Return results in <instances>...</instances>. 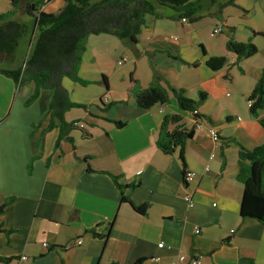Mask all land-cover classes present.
<instances>
[{"label":"crops","instance_id":"crops-1","mask_svg":"<svg viewBox=\"0 0 264 264\" xmlns=\"http://www.w3.org/2000/svg\"><path fill=\"white\" fill-rule=\"evenodd\" d=\"M1 1L0 14L11 7L10 0ZM237 3L248 13L231 6L220 18L206 8L200 20L187 23L175 19L174 11L162 10L163 19L147 16L139 54L123 42L130 50L118 65L130 60L126 70L111 71L108 54L94 52L93 63L87 61L92 67L83 70L82 62L79 73L92 81L105 75L109 90L92 84L98 89L88 104L74 99L77 88L63 81L73 102L89 105L88 110L66 112V120L79 121L91 136L76 130L74 143L64 141L59 151L58 129L46 133L43 151L38 145L49 124L45 116L53 91L42 89L26 105L35 84L19 86L0 73V206L14 197L0 216V225L12 230L9 236L0 233V257L12 261L0 264H172L180 255L197 257L200 264H264V225L242 219L245 184L238 179L239 145L251 150L264 144V110L253 116L248 103L264 68V36L251 32L264 33V0ZM64 5L49 0L43 11L57 13ZM220 25L223 32L213 36ZM231 35L238 42L251 40L258 52L237 62L226 47ZM218 56H226L228 64L213 71L206 62ZM154 67L187 98L197 101L201 93L207 95L198 109L205 117L203 128H194V113L182 111L174 97L151 109L138 107L132 78L148 88ZM173 114L182 116L187 129H195L185 145V164L179 150L168 155L157 146L163 119ZM209 127L218 132L219 143ZM261 169L253 165L254 174ZM185 170L196 174L189 184H184ZM112 175L130 186L124 190L128 201L122 200ZM256 187L252 178L250 188ZM133 205H148L147 213H138Z\"/></svg>","mask_w":264,"mask_h":264},{"label":"trees","instance_id":"trees-1","mask_svg":"<svg viewBox=\"0 0 264 264\" xmlns=\"http://www.w3.org/2000/svg\"><path fill=\"white\" fill-rule=\"evenodd\" d=\"M48 1L10 0L9 11L0 14V64L13 65L18 58L23 57L22 65L13 69L0 68V73L12 77L20 85L30 82L35 84V91L26 101V105L32 104L39 97L42 89L53 91L45 116L49 124L38 141L41 151H43L46 133L53 129L59 130L55 151L61 149L64 141L73 144L72 133L76 130L82 131L86 137L91 136L84 128L77 126L79 121L66 120V112L74 108L88 110L89 105L73 102L69 91L63 85L65 78L83 87L102 83L106 85L108 92V79L105 75L99 81L87 80L79 75V68L90 36L105 34L117 37L138 55L139 35L146 26L147 16L163 19L165 18L162 13L164 8L177 13L175 19L188 18L192 22L200 20L206 8L208 13L220 18L224 10L231 6L241 9L244 14L248 13V10L241 7L237 0H66L64 7L57 13H45L43 7ZM230 30L233 32L235 29L231 27ZM251 32L253 35L264 36V33H258L252 29ZM226 47L229 52L236 54L237 62L248 59L258 52V48L251 40L238 42L233 35L230 36ZM227 64L226 56L211 57L206 62L213 71H218ZM132 80L136 103L142 109L168 104L174 97L182 111L194 113L207 98L205 93H201L197 101L187 98L183 90L170 85L155 67L153 80L148 88L142 89L138 81L133 78ZM248 101L252 102L250 111L253 116H257L260 110H264V68ZM100 104L102 105L103 101H100ZM195 117L205 118L200 113ZM182 119L179 114L164 117L157 146L168 155L179 150L180 159L185 164V145L193 137L195 129H187L183 126ZM261 122L264 125V121ZM116 124L119 127L124 125L122 122H116ZM40 155L41 152L30 162L29 172L32 171L33 161ZM238 156L240 164L238 179L245 184L240 215L243 220L251 218L264 225V144L251 150L239 145ZM84 161L88 164L89 158H85ZM49 163L50 159L47 162L48 166ZM255 164L262 165V169L254 174L253 165ZM112 178L122 192V200L128 201L124 190L130 186L121 185L116 176L112 175ZM252 178H255L257 184L255 189L250 188ZM13 201L14 197H10L0 206V216ZM133 208L145 215L148 205H133ZM111 227L112 224H109L107 236ZM0 233L9 236L12 230H6L0 225ZM10 261L12 258L0 257L2 263ZM247 264H255V262L248 260Z\"/></svg>","mask_w":264,"mask_h":264},{"label":"rangeland","instance_id":"rangeland-1","mask_svg":"<svg viewBox=\"0 0 264 264\" xmlns=\"http://www.w3.org/2000/svg\"><path fill=\"white\" fill-rule=\"evenodd\" d=\"M244 1L246 3L252 2V0H244ZM5 3L9 4V0H5ZM0 4L2 6V1L0 2ZM229 10H233V8H230ZM164 11L165 12H171L172 10L168 9V8H164ZM1 14H3V13H1ZM208 15L209 14H207V16ZM256 20L257 19H254V21H256ZM102 38H105V40H103ZM208 39H209V37L207 36L206 40H208ZM91 42H94V43H91ZM121 48H125L126 52H121L120 51ZM22 50H23V48H22ZM129 50L130 49L125 45V43H123V41L118 39L117 37H114L111 35H105V34L101 35V36H90L88 39L86 52L84 53L83 58H82V62H84V64H85V66L83 65V70L87 69V71H88V68L92 67L87 61H89L90 63H93V53L94 52H99V53H103V54L107 53L108 54L109 58L107 61V65H108V69H110L111 71L126 70L127 68L130 67V60H127L128 63L125 62V64L123 66H119L118 62L125 59V57L127 56V52L129 53ZM22 62H23V57H22V59L18 58V60L13 65H9V66L16 68V67L22 65L23 64ZM98 64L99 63H96V66ZM81 66H82V63L80 65V68H81ZM0 67H4V66H2V64H0ZM80 68H79V70H80ZM79 75H80V73H79ZM64 81L67 83V85H69V86L72 85L75 88H77V92L72 94L74 99H80V100L88 102V101H90L91 97L96 95L98 85H89V86L83 87V86H80V85L74 83L69 78H65ZM230 93L233 95L232 90L230 91ZM88 104H89V102H88Z\"/></svg>","mask_w":264,"mask_h":264},{"label":"built area","instance_id":"built-area-1","mask_svg":"<svg viewBox=\"0 0 264 264\" xmlns=\"http://www.w3.org/2000/svg\"><path fill=\"white\" fill-rule=\"evenodd\" d=\"M63 1L65 2L66 0H63ZM182 21L184 23H187V22H189V19L183 18ZM222 32H223V26L220 25V26H217L216 28H214L212 35L216 36L218 34H221ZM171 38L174 40L177 39L176 37H171ZM122 63H123V61H119L120 65ZM18 85L20 86V84H18ZM105 101H106V99H105ZM248 103H249V106L252 104L251 101H249ZM197 114H199V112L195 111L194 115H197ZM204 125H205V123H204L203 118H196L195 117V124H194L195 129H201L204 127ZM77 126H79L80 128H84V125L82 123H77ZM0 128H1V123H0ZM208 132H209L211 138L214 140V142H216V143L220 142V136L214 127H209ZM212 157H213V155H212ZM195 177H196V174L194 172H192L190 170H185V172H184V184L191 183L192 181L195 180ZM185 200L188 202L189 205L193 204V201H192V198L190 195H187L185 197ZM199 232H200V229L195 228V233L198 234ZM77 244L81 245L82 241L78 240ZM44 246L48 247V244L45 243ZM163 246H164L163 243L159 244V248H163ZM22 259L25 260L26 257H23ZM172 264H200V262H199V259H197V257H192V256L188 257L185 255H180Z\"/></svg>","mask_w":264,"mask_h":264}]
</instances>
